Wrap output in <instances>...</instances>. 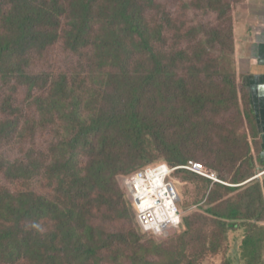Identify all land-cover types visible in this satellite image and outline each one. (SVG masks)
I'll return each mask as SVG.
<instances>
[{"label":"trees","instance_id":"trees-1","mask_svg":"<svg viewBox=\"0 0 264 264\" xmlns=\"http://www.w3.org/2000/svg\"><path fill=\"white\" fill-rule=\"evenodd\" d=\"M182 3L181 15L165 7L167 23H164L149 18V8L155 5L153 0H0V81L19 79L11 96L25 98L31 106L27 117H22L18 112L21 110L10 105L13 113L0 118V150L17 141H28L49 124L57 121L63 122V127L68 124L62 133L63 140L58 145L51 143L48 154L28 149L26 162L16 160L13 164L0 157L5 163L0 165V174L15 187L13 191L0 187L2 263L27 260L34 264H65L64 260L70 259L67 264H92L100 250L119 249L126 264H183L187 255L184 237L192 240L196 236L200 242L206 239L198 219L196 223H189L190 218H182L179 204L183 223L178 229L185 224L190 229L179 236L176 232L170 239L178 236L182 246L173 244L170 248L165 242L157 243L155 239L160 238L143 232L137 224L136 213L119 190L117 178L121 175L127 178L151 167L177 168L190 161L198 163L197 158L191 160V145L199 135L204 139L202 129L205 117L210 115L212 120L208 126L215 127L217 123L226 132L221 136L223 148L218 151L221 157L217 160L237 162L236 176L229 181L234 187L215 186L185 171L173 176L208 190L214 187L215 192L207 201L206 213L210 220L200 218V222L204 227L208 221L216 224L220 240H227L225 235L229 229L239 230L235 222L259 221L263 194L257 182L247 184L255 177V165L246 150L244 97L239 93L237 74L234 70L223 71L222 55L213 56L217 50L221 53L222 44L207 38L218 33L216 30L210 34V28L193 38L197 30L188 24L185 14L190 2L182 0ZM205 3L210 13L224 8L222 0L193 2L197 8ZM227 6L231 21L228 37L234 54L235 11H232L233 5ZM224 10H220L222 14ZM61 43L73 56L83 58L86 54L85 72L93 78L107 75L105 69L121 58L139 66V73L135 72L140 77L138 84L131 85L132 111H127L124 117L115 115L117 120L100 115L90 124L83 122L78 110L81 97L69 99L71 105L66 102L68 76L60 73L47 82L31 70L27 57L33 52L38 56L48 54ZM20 57L23 59L14 64ZM184 69L186 74L180 73ZM35 89L42 95L37 96ZM145 90H149V96L143 98L149 97L160 109L150 124L139 112ZM221 106L234 113L228 120L223 121ZM124 147L133 152L136 160L130 173L128 165L123 167L127 157L120 151ZM150 149L160 153L161 159H156ZM78 150L84 157L89 153L84 168L78 165ZM37 155L44 158H35ZM128 157L130 162L131 154ZM210 168L217 170L215 165ZM242 168H250V172L240 175ZM40 183L47 184L61 198L46 197L39 192ZM234 195L239 198L233 204ZM98 209H102L100 218L105 220L101 222V230L90 220ZM112 222L117 228H109ZM49 224L51 228L41 234L39 230ZM250 225L251 232L239 245L246 260L240 264H259L264 256V228ZM255 229L258 233L253 232ZM50 239L55 244L51 249L47 241ZM98 240L100 244L96 245ZM227 263H232L230 258Z\"/></svg>","mask_w":264,"mask_h":264},{"label":"rangeland","instance_id":"rangeland-1","mask_svg":"<svg viewBox=\"0 0 264 264\" xmlns=\"http://www.w3.org/2000/svg\"><path fill=\"white\" fill-rule=\"evenodd\" d=\"M155 1V5L150 7V13L149 18L154 22H164L167 23L166 16L164 14L165 7H168L171 11H174L176 15H181L183 3L182 0H153ZM189 3L188 9L186 10V20L188 21V24H191L195 26L197 33L194 34L193 38L198 36L199 34H202L204 31H209L211 28V32H215V30L218 33H213L211 36H208V40H212L215 43L222 44L220 46L221 53L217 50V52L214 53V58L221 56V67L223 71L232 73L234 70V58L233 54L231 52L232 45L230 37H228L229 30L231 28V21L230 15H229V8L227 4L231 7L233 5V10L236 11L237 5L240 3H243L244 0H222L224 4L223 9H214L213 13H210L206 8H209L208 4H204L200 8H197L193 4L196 0H186ZM192 1V2H191ZM208 1V0H205ZM2 4V3H1ZM206 7V8H205ZM223 7V6H219ZM220 10H224L225 13L222 14ZM204 25V26H203ZM216 34H219V36H216ZM206 37V36H204ZM218 37L221 39L219 40ZM190 38V37H189ZM195 39V38H194ZM180 41V40H179ZM36 52H33L29 54L28 60L31 65V70L36 74V76H42V78L47 79V82L53 81L52 79H55L56 76L60 73H63L64 75L68 76V89L69 91H66L67 96V104L71 105L72 103L69 101V99L75 98V97H81L82 101L78 105V110L80 112V119L83 122H86L87 124H90L93 118H97L100 115H105L108 117H114L115 120L117 118L115 115L125 116L127 111H132V108L130 106V102L133 98V93H131V85L132 83H135L133 86H137L138 80L140 77L136 76V73H139L140 69L139 66H134L133 61L128 62L125 58H121L116 61L115 64L112 65L111 68L105 69L108 73L107 75L103 76L101 75L100 78H93L91 75L85 72L87 69V66L85 65L87 59L86 54H83V58H80L78 56H73L72 53L68 52L64 45L58 44L57 47L53 49L50 53H46L42 56H38ZM26 57V58H27ZM23 58H18L15 63H19ZM187 66V64H186ZM185 66V68H186ZM203 66V65H202ZM205 67V66H203ZM12 69V67L9 68V70ZM183 69V67H182ZM187 70L184 69L180 71V73L186 74ZM131 73V74H130ZM188 75V74H187ZM190 77V75H189ZM203 77V76H202ZM191 79V77H190ZM18 80L12 78L9 82H2L0 81V118L3 115H11L13 113V108L10 107L13 106L16 109H20V115L22 117H27L30 114L28 113L30 111L31 106H29L28 102L25 101V98H19L16 99L15 95L12 97V91H14L15 88L18 86ZM149 90H145L142 93H144L140 100H142L139 103V112H142L145 117V121L150 124V121L152 118H154V115L159 112L160 109H158L157 106H155L154 101H150L149 97L147 99H144L143 96H149ZM34 93L37 96L42 95V93L35 89ZM24 96V95H22ZM221 117L224 120H228L231 115L234 113H230V109H225L224 106H221ZM137 112V111H136ZM206 118V123L203 126V132H204V139L203 135H199V137L194 138L191 145V151L190 156L192 157L191 160H195L194 158L199 159V162H201L205 168L208 171H211L215 173L220 180L222 184H219V186L224 187H234L232 186L229 181L232 177L236 176V164L235 161H225V160H217L218 157H221L220 149L223 148L222 145V139L221 136L223 133V128L220 127L217 123L215 127L208 126L209 122L212 120L211 115L209 118ZM143 119V118H142ZM46 120V117H45ZM239 120V119H238ZM167 120L164 119V123ZM228 123V122H227ZM226 123V124H227ZM234 121L231 122V129L234 128L233 125ZM63 122H56V124H49L47 125V129L44 131H39L36 135L32 136L28 141H25L23 143H20L19 141L13 143L11 146H7L0 150V157L5 160V158L8 159L9 164L16 163V160L19 163H24L28 159L26 157L27 152L26 150L35 148L37 153L48 154L50 150V144L53 143L54 145H58L60 139L63 140V132L66 130L68 124H66L63 127ZM238 128L241 126V123H237L236 125ZM63 127V128H62ZM205 131L208 133L205 135ZM239 131H242L241 129ZM52 132V133H51ZM52 134V135H51ZM166 134V133H165ZM121 138V136H118ZM206 137V140H205ZM44 138V139H43ZM119 138H117L119 140ZM117 145H120L117 144ZM21 151H26L25 153ZM156 159H161L162 155L158 152H153L155 150L150 149ZM89 154V153H88ZM87 154V157H88ZM120 154H124L125 157H127V161L124 162L123 167H129V173L134 171V164L136 162L135 156L132 151L129 152V149L124 147L121 149ZM131 154V161L129 162V155ZM227 156V155H226ZM87 157H84L81 154V151L78 150L77 160L78 165L80 168L85 167V162L88 160ZM35 158H44L40 155H37ZM201 160V161H200ZM195 162V161H193ZM198 162V163H199ZM5 163L0 161V165ZM8 164V163H6ZM216 166L217 170H212L213 166ZM250 172V168H242V171L240 175H244ZM173 182L176 184L178 196H179V204H180V210L182 213V218L187 219L190 218L188 221L189 223H196L197 219L199 221V226L205 229V238L204 241H199L196 239V236L192 240H189L184 237V243L186 247L187 255L184 257L183 264H228L227 261L229 258L231 259V264H240L245 263L246 260L243 257V252H240L241 245L247 234L251 232V226L248 222H242L239 224V230L234 231L233 229H229L225 236H227V240L223 241L220 240L221 233L219 231V227L214 224L211 221H208L207 227H204V225L200 222V218H207L210 220L209 215L206 213V210L209 208L207 201L212 192H215L213 190L214 187H211L209 190L200 187L197 183H191L185 182L182 180V178H175L174 176ZM225 178V179H223ZM125 175H121L117 178V184L119 187V190L123 193L124 198L126 202L130 205V200L128 196L126 195L125 190ZM193 179V178H192ZM194 180V179H193ZM39 183V182H38ZM42 186V189L39 191L42 194H45L46 197H49L53 200H58L61 198V195H55L51 192L49 186L45 183H40ZM203 185V184H202ZM205 185V184H204ZM216 186V185H215ZM0 187H7L11 189L12 191L15 189V187L12 184H9L8 181L4 178L2 174H0ZM197 187V188H195ZM125 190V191H124ZM242 191V189H239L238 191ZM241 193V192H240ZM239 198V195H237ZM237 196H232L233 198V204L237 203ZM206 198V201H201ZM178 204V205H179ZM131 206V205H130ZM223 208V205L219 207V209ZM179 209V208H178ZM103 212L105 213V210L103 209ZM102 213V209H98L94 211L91 224L94 225L95 228H102V217L100 218V215ZM104 215V214H103ZM88 218V217H87ZM107 222H111L110 220H106ZM182 221V220H181ZM230 223H233L229 221ZM183 223V221H182ZM181 223V224H182ZM233 223V224H235ZM184 225V224H183ZM34 226H37L34 224ZM109 228H117V224L110 223ZM51 228V224H49L46 227H42L39 232L41 234H44L45 232ZM190 229L188 225H184L182 228H173L166 231L168 234L163 239H155L157 243L165 242L164 244H168L169 247L173 244H178V248L182 246L181 241H179L178 236L183 234L187 229ZM100 229V228H99ZM34 231H37V227L33 228ZM101 230V229H100ZM262 230V229H261ZM264 230V229H263ZM177 232V234H176ZM253 232L258 233V230H253ZM108 233V232H107ZM176 236L175 239H170L173 237V235ZM191 236V237H192ZM224 236V237H225ZM98 239V238H97ZM104 239V238H103ZM173 240H176L174 243L171 244ZM49 242L48 248H53L55 246L54 243H52V240H47ZM100 244V240L96 241V245ZM217 247L215 250L214 248ZM120 250L118 249H106V250H100L96 256H98L96 259H92V264H126L124 258L122 257ZM237 258V259H236ZM236 259V261H235ZM64 263H70V259H65ZM82 263V262H81ZM0 264H6L2 263L0 260ZM15 264H34L27 260H21ZM45 264V263H43ZM77 264V263H76Z\"/></svg>","mask_w":264,"mask_h":264},{"label":"crops","instance_id":"crops-1","mask_svg":"<svg viewBox=\"0 0 264 264\" xmlns=\"http://www.w3.org/2000/svg\"><path fill=\"white\" fill-rule=\"evenodd\" d=\"M234 26V71L244 97L246 150L255 165V177L247 184L257 182L263 194L259 221L248 223L264 228V0L237 5Z\"/></svg>","mask_w":264,"mask_h":264},{"label":"built area","instance_id":"built-area-1","mask_svg":"<svg viewBox=\"0 0 264 264\" xmlns=\"http://www.w3.org/2000/svg\"><path fill=\"white\" fill-rule=\"evenodd\" d=\"M179 171L209 180L213 185L222 184L215 173L193 161L177 168L167 165L151 167L127 177L125 190L143 232L162 238L167 236L169 229L181 226L179 196L172 178Z\"/></svg>","mask_w":264,"mask_h":264}]
</instances>
